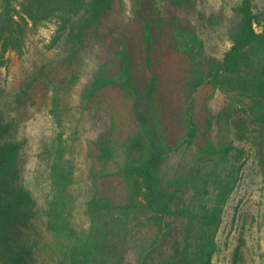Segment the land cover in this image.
Returning a JSON list of instances; mask_svg holds the SVG:
<instances>
[{
	"label": "trees",
	"instance_id": "1",
	"mask_svg": "<svg viewBox=\"0 0 264 264\" xmlns=\"http://www.w3.org/2000/svg\"><path fill=\"white\" fill-rule=\"evenodd\" d=\"M166 2L172 9L190 7L193 0H133L131 4L127 0H0V68L6 64L8 52L22 53L29 27L43 21H55L58 34H73L76 27L80 34L94 29L96 36L109 41L108 59L96 71L86 95L118 86L132 100L133 115L139 123L137 132L126 142L124 171L141 203L142 215L134 218H144L154 227L145 241L131 237L138 248L136 264H214L220 252L218 233L225 205L236 175L245 173L252 155L264 181V153L259 150L264 143V23L252 0H241L234 8V17L227 20L229 48L219 57L212 56L197 29L170 15ZM128 5L143 24L146 56L141 71L126 38L114 36L110 42L107 37L112 31L107 36L99 32L106 29L104 23L115 6L124 9ZM178 69L182 82L186 81L185 103L189 104L179 112L185 118L187 142L197 144L200 126L190 106L194 93L205 85L228 96L220 116L233 138L217 142L206 139L198 145L190 168L165 175L162 168L174 146L165 126L171 115L157 92L163 80L178 77ZM2 91L0 81V97ZM12 129V122L0 108V264H46V260L49 264H123L121 254L113 256L112 249L105 250V240L97 232H79L72 226L66 193L73 174L64 160V150L52 166V197L45 227L61 238L60 246L53 250L43 245L30 218L35 203L32 194L9 181L15 177L10 164H15L21 147L19 142L3 137ZM253 148H257L255 154ZM100 151L101 157L112 155L106 142L101 143ZM88 208L97 213L112 211L114 206L105 198H93ZM243 217L230 264H264L262 246L255 254L249 245L254 234L264 231V212L260 210L256 230L252 224L247 226L248 214ZM251 218L256 220L259 214ZM172 226L176 228L173 236ZM157 228L159 234L154 233Z\"/></svg>",
	"mask_w": 264,
	"mask_h": 264
},
{
	"label": "rangeland",
	"instance_id": "2",
	"mask_svg": "<svg viewBox=\"0 0 264 264\" xmlns=\"http://www.w3.org/2000/svg\"><path fill=\"white\" fill-rule=\"evenodd\" d=\"M132 1L127 0L130 4ZM240 3L241 0H193L190 7L171 9L167 3L165 9L171 10L170 15H177L184 26L195 27L206 41L207 53L219 57L230 46L227 20L234 17V8ZM252 5L264 23V0H252ZM103 27L106 29H100V34L107 36L112 31L107 37L110 42L117 36L131 43L141 71V62L146 56L143 24L134 18L129 5L124 9L115 6ZM56 28L55 21L30 26L22 53L8 52L6 64L0 68L3 88L0 108L3 116L13 124L11 132L3 137L21 144L15 154V164H10L15 177L9 181L32 194L35 203L30 218L38 238L50 249H58L61 238L46 231L45 227L48 202L52 197V166L64 150V160L73 174L66 193L70 198L68 216L72 226L79 232H97L105 240V250L112 249L113 256L121 254L123 264H136L138 248L131 237L135 235L139 242L145 241L154 226L144 218H134V215H142L141 203L135 198L131 181L124 171L127 139L139 129L132 100L118 86L87 96L86 89L91 86L96 71L108 59L106 46L109 41L102 35L96 36L94 29L80 34V28L76 27L73 34L68 31L58 34ZM180 74L178 69V77L163 80L157 92L161 104L171 115L166 118L165 126L168 140L174 146L162 168L165 175L190 168L196 150L206 139L217 142L233 138L225 119L220 116L224 114L228 96L205 85L194 93L190 106L200 126L195 139L197 144L187 142L185 118L179 112L189 104L185 103L186 81L182 82ZM102 142L110 144L112 155L109 158L101 157ZM257 148H253V154ZM259 150L264 153V143ZM255 159L252 155L244 167L245 173L236 175L237 181L225 205L218 233L220 252L214 264L231 263V252L241 236L243 215L248 214L247 226L252 224L254 230L261 220L264 181ZM93 198L109 200L113 210L92 213L88 202ZM257 214V221L251 218L253 215L256 218ZM158 230L154 233L159 234ZM175 231L172 226L171 236ZM252 239L249 245L254 247L255 254L260 251L259 246L264 249V231L254 234Z\"/></svg>",
	"mask_w": 264,
	"mask_h": 264
}]
</instances>
